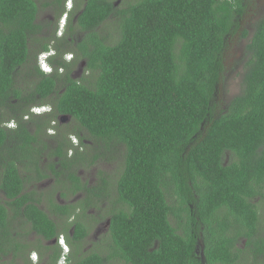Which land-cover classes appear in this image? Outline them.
<instances>
[{"label":"trees","instance_id":"trees-1","mask_svg":"<svg viewBox=\"0 0 264 264\" xmlns=\"http://www.w3.org/2000/svg\"><path fill=\"white\" fill-rule=\"evenodd\" d=\"M248 1L134 0L116 6L114 0H85L74 25L69 20L68 35L57 40L39 36L34 0H0V226L9 207L22 212L39 236H57L39 201L22 194L16 161L40 153L34 143L41 128L69 116L75 124L52 137L50 155L72 147L69 133L80 140L85 133L98 144L81 142L93 153L81 154L83 160L98 161L100 151L120 146L115 190L126 207L111 213L109 253L92 252L74 264H258L264 239L256 236L258 214L247 199L253 195L251 154H264V15L245 44L239 94L225 109L216 100L226 40L240 27ZM110 20L114 44L97 31ZM75 31L82 33L79 39ZM52 40L58 52L77 45V60L85 65L80 79L70 76L74 63L51 58L52 74L30 66ZM36 44L41 46L34 49ZM55 63L65 72L59 74ZM27 67L33 86L23 92L19 74ZM43 105L51 112L31 115L36 130L30 132L21 122L32 106ZM13 120L19 127L8 129L4 124ZM79 149L73 148V158ZM73 158L63 166L71 169ZM35 166L40 171V163ZM260 166L262 174L264 159ZM221 208L227 209L222 221ZM86 234L76 222L73 238ZM8 236L0 238V253L17 254L22 245H12Z\"/></svg>","mask_w":264,"mask_h":264},{"label":"flooded vegetation","instance_id":"flooded-vegetation-1","mask_svg":"<svg viewBox=\"0 0 264 264\" xmlns=\"http://www.w3.org/2000/svg\"><path fill=\"white\" fill-rule=\"evenodd\" d=\"M37 6V18L36 22L41 25V33L39 36H43L46 38V33L52 31V35H56L57 33L59 36H56L57 40H60L65 35H68L69 28L68 23L74 25L76 18L81 13L85 5V0H34ZM117 2V1H116ZM114 3L115 5L117 3ZM253 3L257 4L258 9H264V1L261 0H250L247 2V7L245 14L243 15V19H246V14L251 11V5ZM42 15L41 17H39ZM264 15V14H263ZM260 14V17L263 16ZM65 17L64 23L61 22V19ZM254 17V15H253ZM243 19L240 22V27L238 28L237 32L229 36L226 40V49L224 51V56L226 58V52L228 48L236 42L238 37L246 40L252 34V26L253 24L259 19H257L251 26L250 24L247 26H243ZM245 23V22H244ZM243 30L247 31V38L242 37ZM100 33V28L97 30ZM51 35V36H52ZM74 35V34H73ZM75 35L78 36L79 39L82 36L81 32L75 31ZM68 41L71 38H68ZM75 42H78L75 40ZM52 44L57 43L56 40H52ZM39 44L34 46V49L39 48ZM59 46V44H58ZM245 46V45H244ZM49 48H51L55 52V56L52 57L54 60L64 61L73 66L71 68L70 76L73 79H80L82 77V72L84 69V60L79 59L77 60V55L80 53L78 51V47L75 43L70 44L69 46H64V49L57 51L55 47L49 44ZM48 48V50H49ZM72 48L77 49L76 52H70L69 50ZM47 50V51H48ZM47 51H42L47 52ZM38 53V55L40 54ZM236 53V51H235ZM60 54V55H59ZM37 55V56H38ZM243 55V54H242ZM59 58V59H58ZM37 58L35 59L34 63H36ZM50 61V60H49ZM79 61V62H75ZM33 62V61H32ZM52 66V65H51ZM56 69L59 74L65 72V69L55 63ZM78 68L79 76H75L73 69ZM223 68L225 69V61L223 60ZM52 73H54V67L52 66ZM222 79V78H221ZM218 90V89H217ZM228 103V102H227ZM226 103V104H227ZM222 109H225V106H220ZM52 106L50 107V111L43 113L49 114L51 112ZM40 114V115H43ZM29 116L35 114L32 113V108L30 110ZM24 117V121L21 123L26 122V126L30 132L36 130V126L32 124L29 119V116ZM71 119L69 116H61L59 117V123L52 122L51 125L48 127L41 128L40 133H38V143H34V147L38 149L40 153H33L30 156V159L26 160V158H21V160L16 161V167L18 169V174L23 180L22 186V194H31V196L39 201V209L43 211L47 217L54 222L58 227L57 236L52 237L49 240L44 239L43 237L39 236L35 231L32 230L31 224L26 220V217L22 212H17L14 208L11 209L7 207L5 211V223L3 226H0V238L4 237L5 232L8 233V238L11 239L9 242L11 244L19 243L22 245V249L15 254L12 250L8 251L6 254L0 253V264H6V259H8L7 264H74L78 262L80 258L88 256L92 252H100L99 250H104L108 252L109 246V226H110V217L111 213L116 210H125V205H123L117 197L116 190L114 189L115 194V203L117 207L112 208L108 206V199L111 197V185L109 182L110 176L101 175L98 176L97 169H92L87 174H83L81 170L77 168L79 163L76 161L79 158L75 156V149H83L80 147L82 143H85L84 139L80 140L79 137L75 136L78 140L77 146L74 147L73 143L72 147L69 144V147L62 148V155L60 156H52L50 152H52L56 148V143L52 139L53 136H56L59 131L62 129V122L64 120ZM30 121V122H29ZM14 127L10 128L7 126L6 123L4 124L8 129H17L20 125L18 121L13 120ZM53 128V130L51 129ZM48 130L51 132L48 134ZM45 133L51 138V144H47L46 141L43 140V135ZM82 137V135L80 134ZM58 139V138H57ZM68 140H71V136L68 135ZM82 142V143H81ZM45 145V146H44ZM48 154L46 156H50L51 163H53L54 168H50V164H48V158L43 157V150L46 149ZM262 149V148H258ZM74 163L71 164V169H67L63 166V162L69 159H72ZM92 158V157H91ZM264 159L263 153H253L251 154V175H250V192L253 194L250 195L247 199L249 204L253 205L257 211L258 218H257V232L256 236L258 239H264V170L262 169V174H259L260 171V163ZM36 162L40 163L42 168L40 171L35 169ZM77 162V163H75ZM95 162H90V166L95 165ZM69 165V164H68ZM23 166H27L29 168L28 171L23 170ZM76 168V169H75ZM21 172H24V175H21ZM83 174V175H82ZM29 182H31L29 184ZM52 184L49 186L48 184ZM28 186V191L26 187ZM2 199H5L2 192H0ZM4 205V201H0V205ZM55 205L59 206L56 208ZM52 208H51V207ZM103 206L107 208H103ZM53 209V210H52ZM89 209H97L98 213L94 214L91 217V220H87L86 212ZM23 208H21V211ZM227 209L221 208L219 212V216L221 221L224 218V213ZM87 222L91 221L98 225V231H102L103 233L98 232L97 235L94 236V245L96 247L93 248V243L85 245L87 238L89 237V229L87 226ZM76 222H80L86 228V236L83 239L75 240L73 238L74 235V226ZM65 229L66 234L61 232L60 230ZM59 237H61L62 242L67 247L66 251L60 249V244L58 242ZM70 242V245H69ZM105 242V244L103 243ZM239 247H243L246 243V240H241ZM199 246V248H198ZM202 242L201 240L198 241L196 251L200 252L202 250ZM10 247V246H9ZM89 248V249H88ZM264 250V246H263ZM109 253V252H108ZM252 260V257H251ZM264 264V253L261 254L258 259V264ZM112 263L116 264H124L123 261L119 259H115ZM240 264V263H237Z\"/></svg>","mask_w":264,"mask_h":264},{"label":"rangeland","instance_id":"rangeland-1","mask_svg":"<svg viewBox=\"0 0 264 264\" xmlns=\"http://www.w3.org/2000/svg\"><path fill=\"white\" fill-rule=\"evenodd\" d=\"M117 1V2H116ZM264 1V0H261ZM117 3L116 6H123L125 4H127V2H131L133 3L134 0L131 1H127V0H114V3ZM251 11L249 13L246 14V19H243L242 23L243 26L245 27L246 25L248 26L250 24V26L258 19L260 18V14H264V9H258L257 4L253 3L251 6ZM254 15V17H253ZM42 15H40L39 17H41ZM245 22V23H244ZM107 26L104 24V26H102V28H100V33L99 36L101 38H103L105 40V42L109 43V44H114L117 41L116 35L113 32V21H108L107 22ZM110 24L112 26H110ZM52 31L46 33V38H50V36L53 34L51 33ZM113 35H115V38L113 39ZM56 36H59V34L57 33ZM50 42V41H49ZM50 45H52L54 47V44H52L51 42L49 43ZM246 44V40L242 39L241 37H238V39L236 40V42H234L227 50V54H226V58L224 57V61H225V69L223 71V75H222V79L219 83V88H218V92L216 95V100H217V104L219 106H225L229 103V101L234 98L236 95L239 94L240 92V84H241V78H242V74H243V67L245 64V45ZM236 51V53H235ZM243 54V55H242ZM60 55V54H59ZM59 59V58H58ZM34 59L32 64L30 65L31 67H33L35 65L34 63ZM37 64V61H36ZM75 76H79V70L78 68H74L73 69ZM26 72V73H25ZM20 77H19V87L23 88V92H29L30 88L33 86L32 84V78L29 75V68H23L20 70ZM228 102V103H227ZM227 103V104H226ZM47 106V105H46ZM34 107V106H32ZM31 107V108H32ZM29 109V114H30V110ZM38 113L43 114L45 112H41L39 111ZM37 115H40L38 114ZM28 115V114H27ZM29 116V115H28ZM31 118V116H29ZM8 123H10L9 125L12 126V128L14 127V123H12V121H9ZM52 122H50L51 125ZM62 129L59 131V135H61L62 132H66L69 131V128L71 129V127L73 126V124H75V122H73L71 119L69 120H64V122H62ZM76 127V125L74 126ZM51 129L53 130V128L51 127ZM52 133L51 130H48V134ZM53 134V133H52ZM70 134V133H69ZM68 134V135H69ZM82 135V137L84 138L85 141V145L86 147H91V146H98V144L94 141H91L90 139H86V134L84 133H80ZM67 137V136H66ZM43 140L47 142V144H51V138L45 133V135H43ZM78 143V140L75 136L71 137V142L72 143ZM74 146V145H73ZM74 147H78V146H74ZM102 148V147H101ZM100 148V150H101ZM113 152L112 153H108L105 151H100L99 154L101 155V157L99 158L98 161L95 162V165L90 166V162H91V157L89 156L90 159H84L81 158L84 155H88L87 153H92L91 151H89L87 148H83V149H79V153L77 154V158H79L77 160V162L79 163V165L77 166V168L79 170H81L83 172V174H87L89 173L90 170L92 169H97L98 171H100L98 173V176L101 175H107L110 176L111 178L109 179L110 185H111V197L110 199H108V206H111L112 208L117 207L116 203H115V194H114V189L116 186V180L120 174V171L122 169V164H123V149L120 146H116L113 148ZM74 152V150L72 151ZM51 153V152H50ZM48 154L47 151V145H46V149L43 150V157H47L48 158V164H51V158L50 156H46ZM84 154V155H81ZM93 154V153H92ZM82 159V160H81ZM66 161V160H65ZM75 162V163H77ZM42 168V166H41ZM76 169V168H75ZM23 170L24 171H28L29 168L27 166H23ZM82 174V175H83ZM21 175H24V172H21ZM31 182H29L30 184ZM49 186H51L52 184H48ZM26 190L28 191V186L26 187ZM2 200V196L0 195V201ZM105 206H103L104 208ZM107 208V207H105ZM98 210L97 209H89L86 212V218L87 220H91V217L94 214H97ZM87 226L89 229V237L87 238L85 245H89L90 242L93 243V248L96 247L94 245V236L98 234V232L103 233L102 228L101 231H98V225L89 221L87 222ZM105 244V242H103ZM106 245V244H105ZM89 249V248H88ZM7 258L6 264L8 262ZM108 264H116V263H108Z\"/></svg>","mask_w":264,"mask_h":264},{"label":"clouds","instance_id":"clouds-1","mask_svg":"<svg viewBox=\"0 0 264 264\" xmlns=\"http://www.w3.org/2000/svg\"><path fill=\"white\" fill-rule=\"evenodd\" d=\"M53 56H55V52L51 48H49V50L47 52L40 53L37 56V67L39 68L40 71H42L45 74H50L52 72L53 69H52L51 64L49 63V60ZM36 107L37 108H40L42 110V112H45V113L50 111V107L49 106H46V105H43V106H34V107H32V109L33 108H36ZM35 115H37V114H35ZM7 126H9L10 128H12V126H10L9 124H7ZM73 144H74V146H77L76 141Z\"/></svg>","mask_w":264,"mask_h":264},{"label":"built area","instance_id":"built-area-1","mask_svg":"<svg viewBox=\"0 0 264 264\" xmlns=\"http://www.w3.org/2000/svg\"><path fill=\"white\" fill-rule=\"evenodd\" d=\"M64 21H65V17H63V18L61 19V22H62V23H64ZM39 111L42 112V110H41L40 108H37V107L32 109V112H33L34 114H37ZM38 114H40V113H38ZM59 244H60V247H61V249H62L63 251H66V250H67V247H66L65 244L62 242L61 237H60V239H59Z\"/></svg>","mask_w":264,"mask_h":264}]
</instances>
